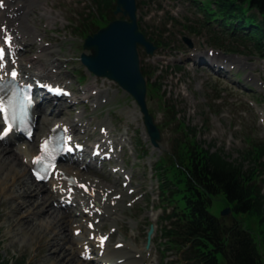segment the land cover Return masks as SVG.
<instances>
[{"label": "rangeland", "instance_id": "1", "mask_svg": "<svg viewBox=\"0 0 264 264\" xmlns=\"http://www.w3.org/2000/svg\"><path fill=\"white\" fill-rule=\"evenodd\" d=\"M156 19L157 18L152 17L151 21L152 22L156 21ZM80 20H81L80 18H77V19L74 18V21L77 25L80 23ZM182 27L189 29L187 26H177V28H175L176 29L175 32L171 33L170 35L171 41H175L172 43V45L174 44L178 45V42L176 41V39L181 38L183 34L190 36L193 40H195V43L198 45V41L202 39L204 35L198 36L192 31L182 30ZM178 28L180 29L178 30ZM143 57L145 58V61H147L145 54H143ZM196 79H200V78L196 77ZM202 79L212 84H215V85L220 84V81L217 79H209L208 77H202ZM186 80H187L186 86H189V88L186 89V92L183 91L182 93H180L179 97L176 98L175 102L177 103V105L179 107H183V106L186 107L185 110H187V112H189V114L192 116L191 117L192 124H196V125L201 124L202 122L205 121L204 118L207 117L209 121L207 122V125H206L207 129L203 132V137L209 141L212 135H214L215 133L219 131H222L220 134H218V136L215 139L224 140L223 145H224L225 151L229 152L234 157H239L242 149H244L246 146V142L243 138V130H236L235 126L224 123L223 122L224 119H222L220 117V114L218 113H213V114L208 113L206 110V104L203 103L204 101H199V99H201L200 95H196L198 98L194 94L191 95L192 90H196V89L198 90L201 84L199 85L197 80L191 83V79L189 78L188 75L186 76ZM207 90L208 88L205 85H203L202 92H206ZM128 99L129 98H125L124 102H122L121 104H119L120 101L118 100V104H119L118 108L120 110L123 111L125 109L130 108L131 102L127 101ZM198 103L199 104L201 103V104L197 105ZM150 105H151V108L158 110V120L160 121V123L163 124V127H164V130H163L164 138L162 140L161 147L157 151V153L153 154L152 152H148L144 159V161L147 163V168L149 169V171L151 170L150 166H153L155 164V159H157L161 154L165 153L171 148V143L174 138V133L172 131L171 125L170 124L168 125V123L165 122L164 120L165 119L164 114H163L164 110L162 109L161 101L153 97L151 99ZM227 110H229V108ZM205 112L207 114H204ZM131 120L135 123V126H136L135 129L141 128L142 121H141L140 116L137 114L136 108L134 106L132 107V119ZM217 122H219L221 126L218 127L216 125ZM226 129H228L229 132L224 133L223 131H225ZM135 134L137 135L139 139H141L139 130H136ZM229 134H231L232 136L230 140H228ZM257 135L261 137L260 132H258ZM221 138H224V139H221ZM144 148H146V146H144V143H141V145L139 146L140 153L143 152ZM4 200H5V197H4ZM156 204H158V200L156 201ZM6 210L7 209L5 208V203L2 205L0 204V229H1L0 252L4 256H13L14 252L17 250V254L18 256H20L22 255V252L18 251V249L15 248V246L11 242V238H9L8 227L5 224V211ZM158 225H159V231L156 236V241L159 243L160 249H161L164 246V240L161 237L162 225L160 221L158 222ZM30 241H31L30 239H25L22 248L20 247L21 250H23L26 247V244L30 245L31 244ZM164 258H166L164 260L165 263L166 261H168L171 264H182L181 261H178L180 260V258L176 252H173V251L166 252ZM26 264H28V261H26Z\"/></svg>", "mask_w": 264, "mask_h": 264}, {"label": "trees", "instance_id": "2", "mask_svg": "<svg viewBox=\"0 0 264 264\" xmlns=\"http://www.w3.org/2000/svg\"><path fill=\"white\" fill-rule=\"evenodd\" d=\"M229 1V0H224ZM249 6L259 4L264 9V0H238ZM239 166L227 161L219 154L204 155L201 162L195 165V171L190 178L185 181L187 191L189 192L185 199L188 202V210L193 217L194 211L198 216L201 208L209 201L208 193L224 192L227 194V200L237 202V206L242 208V212L254 211L264 206L262 200L251 198L253 185L248 184L239 173ZM250 190V191H249ZM238 211H241L239 209ZM0 264H5V262ZM237 264H258L254 255L249 251L242 252L239 255Z\"/></svg>", "mask_w": 264, "mask_h": 264}, {"label": "water", "instance_id": "3", "mask_svg": "<svg viewBox=\"0 0 264 264\" xmlns=\"http://www.w3.org/2000/svg\"><path fill=\"white\" fill-rule=\"evenodd\" d=\"M116 41H118L122 46H125L128 43L135 44V41H124L120 42L118 38H110V40H103L98 39L94 43V50H95V57L97 58L96 64L97 68L101 72H108L111 73L114 76H118L120 79H123L126 74L131 76V74L135 73V70L137 71V62L136 58L133 55V53L129 50L128 53H125L128 56H125L122 52L119 54L118 58L113 57V54L118 50L119 45L116 44ZM130 53V54H129ZM123 64H129L128 69H125L122 71V65ZM135 68V70H132ZM132 70V71H131ZM131 71V72H130ZM139 80V79H138ZM138 80L133 81H123L128 83L127 85L130 87H134L137 90L136 85L133 83H136ZM132 83V84H131Z\"/></svg>", "mask_w": 264, "mask_h": 264}, {"label": "bare ground", "instance_id": "4", "mask_svg": "<svg viewBox=\"0 0 264 264\" xmlns=\"http://www.w3.org/2000/svg\"><path fill=\"white\" fill-rule=\"evenodd\" d=\"M3 158V157H2ZM0 167L1 168H4L5 167V175L6 177H9L11 181H13V183L17 182V181H21V180H24V178L21 176L20 172H19V169H7L8 168V165L6 162H4V160H0ZM18 184L20 185H23V181L20 183L18 182ZM42 192L44 193L45 197H42V199H45V202L46 203L50 198H51V195L48 193L47 190L45 189H41ZM30 193V192H29ZM19 205L16 206V208H18ZM21 207V206H20ZM53 207L50 206L49 208H47L48 212L50 213V215L54 216V211L52 210ZM33 226H32V223L31 222H26V228L27 229H31ZM61 253V251H60Z\"/></svg>", "mask_w": 264, "mask_h": 264}, {"label": "snow or ice", "instance_id": "5", "mask_svg": "<svg viewBox=\"0 0 264 264\" xmlns=\"http://www.w3.org/2000/svg\"><path fill=\"white\" fill-rule=\"evenodd\" d=\"M2 57H3V50L2 49H0V59H2ZM13 75H15V73H12ZM38 178H40V177H38ZM103 239H106V238H102V240Z\"/></svg>", "mask_w": 264, "mask_h": 264}]
</instances>
